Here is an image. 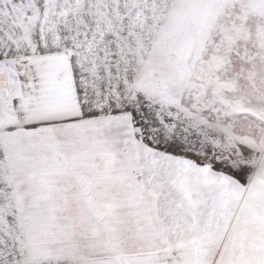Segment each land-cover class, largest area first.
Returning <instances> with one entry per match:
<instances>
[{"label": "snow or ice", "instance_id": "1", "mask_svg": "<svg viewBox=\"0 0 264 264\" xmlns=\"http://www.w3.org/2000/svg\"><path fill=\"white\" fill-rule=\"evenodd\" d=\"M0 264H264V0H0Z\"/></svg>", "mask_w": 264, "mask_h": 264}]
</instances>
